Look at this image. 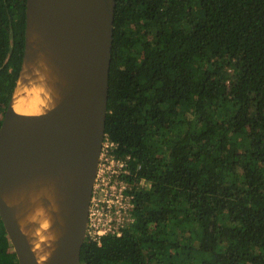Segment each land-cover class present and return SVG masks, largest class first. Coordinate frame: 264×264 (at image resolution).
Wrapping results in <instances>:
<instances>
[{
    "label": "trees",
    "instance_id": "trees-1",
    "mask_svg": "<svg viewBox=\"0 0 264 264\" xmlns=\"http://www.w3.org/2000/svg\"><path fill=\"white\" fill-rule=\"evenodd\" d=\"M25 2L0 0V124ZM104 132L133 221L81 264H264V0H115ZM0 264H18L1 221Z\"/></svg>",
    "mask_w": 264,
    "mask_h": 264
},
{
    "label": "water",
    "instance_id": "water-1",
    "mask_svg": "<svg viewBox=\"0 0 264 264\" xmlns=\"http://www.w3.org/2000/svg\"><path fill=\"white\" fill-rule=\"evenodd\" d=\"M115 0H26L21 67L0 124V221L18 264H38L13 206L11 189L53 180L59 194L56 246L46 264H81L89 200L105 131ZM29 34L39 39L28 41ZM62 75L60 100L38 114L11 98L25 58L38 53Z\"/></svg>",
    "mask_w": 264,
    "mask_h": 264
},
{
    "label": "bare ground",
    "instance_id": "bare-ground-1",
    "mask_svg": "<svg viewBox=\"0 0 264 264\" xmlns=\"http://www.w3.org/2000/svg\"><path fill=\"white\" fill-rule=\"evenodd\" d=\"M39 37L29 34L28 41L37 43ZM64 78L43 53L25 58L20 77L11 98L18 113L38 114L53 107L61 98L58 83ZM5 200L15 208L16 218L25 233L38 264H46L56 246L59 228L57 211L59 194L53 180L34 179L8 191Z\"/></svg>",
    "mask_w": 264,
    "mask_h": 264
},
{
    "label": "built area",
    "instance_id": "built-area-1",
    "mask_svg": "<svg viewBox=\"0 0 264 264\" xmlns=\"http://www.w3.org/2000/svg\"><path fill=\"white\" fill-rule=\"evenodd\" d=\"M117 146L118 143L104 132L85 230V238L97 245L101 244L103 236H120L133 221V194L129 192L132 184L126 178L131 174L130 156L119 154ZM138 182L145 185L144 179Z\"/></svg>",
    "mask_w": 264,
    "mask_h": 264
}]
</instances>
